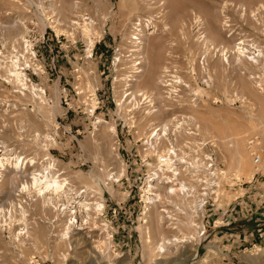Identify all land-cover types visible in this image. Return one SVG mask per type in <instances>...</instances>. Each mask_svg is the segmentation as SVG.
Wrapping results in <instances>:
<instances>
[{"label":"rangeland","instance_id":"obj_1","mask_svg":"<svg viewBox=\"0 0 264 264\" xmlns=\"http://www.w3.org/2000/svg\"><path fill=\"white\" fill-rule=\"evenodd\" d=\"M27 1L0 0V45L9 48L34 25L46 29L45 43L36 44L43 71L34 79L51 102L0 80V141L34 156L37 171L48 156L53 172L85 190L90 209L96 202L105 208L95 223L65 235L67 217L21 195L30 202L23 205L28 236L16 234L24 227L19 210L11 222L0 221V264H264V0ZM138 18L155 24L142 47L129 39ZM237 45L244 47L240 58L250 50L257 55L239 62L232 52ZM222 47L231 50L227 62L219 59ZM136 59L142 72L132 71ZM165 73L181 80L171 91L160 82ZM137 89L153 92L154 105L125 96ZM186 116L199 125L200 138L212 141L225 172L215 205L205 209L201 238L189 215L175 216V205L190 210L191 203L163 201L175 224L160 205L148 204L154 192L165 191L162 183L156 182L158 191L148 186L162 181L154 175L156 155L171 138L181 141L188 125L154 138L155 151L147 136ZM251 135L258 137L257 165L246 149ZM9 178L0 183V202L11 191ZM175 237L157 251L163 239Z\"/></svg>","mask_w":264,"mask_h":264},{"label":"built area","instance_id":"obj_2","mask_svg":"<svg viewBox=\"0 0 264 264\" xmlns=\"http://www.w3.org/2000/svg\"><path fill=\"white\" fill-rule=\"evenodd\" d=\"M150 19H143L141 26L143 29L152 26ZM148 20L149 26L146 23ZM134 22L137 23V21ZM132 25L134 26V24ZM31 28L30 35H26L18 45H12L9 48H6L5 45H0V80L8 86L14 87V92H18L21 95L24 93L29 94L42 103H50L51 100L46 97V89L34 79L35 76L43 71L36 44L38 42L45 43L47 31L44 29V31L39 32L35 25ZM53 35L56 39L58 38L54 33ZM250 52V57L257 55V50H250ZM87 54V57H92L91 48L87 49ZM77 70L75 68L74 72H77ZM186 117H177L176 119L177 123L183 121L182 126L188 125L186 129H183L184 127L181 128L183 129L182 140L179 142L174 136L175 138H171L168 141L165 150L156 155L154 175L158 174L163 177L162 181H159V179L158 181H151L153 185L149 188L156 190L158 188L156 182L162 183L165 186V191L168 193L176 191V198L179 197L181 201L184 200L186 203H191L192 208L190 210H182L179 205H175L174 210L177 212L175 216H179V214L189 215L190 226L201 238L206 235L207 231L204 223L206 217L205 209L207 206L212 207L215 205L220 190V181L225 172L220 169L212 147V141L200 138L198 136V127L189 125V121H184ZM257 138V135H251L246 141V149L252 163L255 165L260 162V154L255 146ZM152 203H157L161 206L160 211L168 219L169 224L176 223L177 217H174L171 209L166 208L163 200L154 195L148 200L149 205ZM96 204H99L100 210L105 208L103 202H96ZM31 259H36V257L33 256Z\"/></svg>","mask_w":264,"mask_h":264},{"label":"bare ground","instance_id":"obj_3","mask_svg":"<svg viewBox=\"0 0 264 264\" xmlns=\"http://www.w3.org/2000/svg\"><path fill=\"white\" fill-rule=\"evenodd\" d=\"M47 1L51 2L52 0H47ZM27 2H30V0H28ZM47 19H49V16H47L43 20H47ZM136 21H137V23L132 22V24H134V26L132 25L133 28H131V34L129 36V39H130V42L132 44H134V45L138 44V46H140L139 43L141 42V38L143 36H146V35L152 33V31L155 28V24H154L153 20L150 19V24L152 26L148 27L147 29H143L141 27L142 26V20L140 18H138ZM72 22L77 23V21H72ZM146 23L148 25L149 20L146 21ZM30 32L31 31L29 30L26 35H30ZM132 35H133V37H131ZM17 40L18 39H15V41L13 43L14 46L18 45L22 39L19 38L20 41L19 40L17 41ZM203 40L205 43L208 44V40L206 38H204ZM140 47H142V45ZM213 47L214 46L212 45V48ZM216 50H218V49H216ZM229 50L227 48H224V47H222L220 49L221 52L219 53V57H220L219 59L221 61H223V58H225V60H226L225 62L228 61L227 53L231 52V50L230 51ZM243 50H244V47L239 46V45H237V47L234 50H232V52L236 54L235 55L236 58L238 57L237 59L239 60V62L243 61V59L247 61V56L250 53V52H247L246 54H244V56L246 58L242 59V58H240L241 57L240 54L243 53ZM259 51L262 55L263 53L261 52V50H259ZM252 57H255V56H252ZM139 62H140V60L136 59L132 63V66H133L132 71L135 73L142 72L141 66L140 67L137 66L139 64ZM168 74L165 73L164 76H162V78L160 79V82L162 85H164L166 87L169 86L167 88V90L171 91V89H173V87H174V83H179V82H181V80H180L179 76L176 77L173 74H170L169 78L165 77ZM134 79L135 78H133V80ZM23 95H29V94L24 93ZM126 95L129 98L131 97L132 99H136V97L138 95H140L139 99L141 100V98H143L142 100H144V103H147L148 105H151V106L154 105V99H153L154 94H153V92H148L145 89H141V90L137 89L136 91H129L127 94H125V96ZM30 97H31V99H35V98H33V96H30ZM21 105H23V107H22L23 109L26 108L25 104H19V106H21ZM150 111H152V112L155 111V108H153V109L149 108L147 110V112H150ZM174 118H175V116L172 117V119H174ZM184 121H187V122L193 121L194 122V119L191 118L190 116H187L186 118H184ZM98 122H102V120H98ZM182 125H183V121L181 123H173V121H171V120L164 122L163 124L159 125L158 127L154 128L150 131L149 135L147 136L148 137L147 140L150 143L151 142L154 143L155 142V141H153L154 138L157 139L161 135L170 134L168 132L169 131L172 132V128H175V129L180 128V127L182 128ZM195 125L197 127H199L198 124H195ZM107 127H108V130L112 131V129H113L112 127H109V126H107ZM1 130L2 129H0V131ZM153 131H154V134H152ZM35 134L39 135L38 132H36ZM174 135H175V133H174ZM152 147H153V150L155 151V143L152 145ZM43 160L44 161L47 160L48 163L45 166H42L39 171H37L36 170L37 168H35L36 167L35 164L37 161H36L34 156H29V157L27 156L26 157L24 155H20L11 147L6 148L5 144L2 143V141H0V183H2L5 180V178L8 176V177H10L8 179V181H9V183H11V186H12V188L10 187L11 191L8 193V198L5 201L0 202V221L3 220L5 222V221H7V219H9V222H11L13 220L12 216H15V211L19 210L18 212L20 213L21 219L20 220L18 219V223H23L24 227L20 228V230L16 234H23L24 236H28V230H27L28 221L26 218L27 216L24 212L25 209L23 208V205L24 206H25V204L28 205V203H30V202L28 201L26 203V200H23L21 195H25V196L30 197L29 198L30 200L32 197H34L33 200H36V198L40 199L42 201V203L49 205L51 208L53 207L54 211H55V209H56V211L58 209L59 213L62 214L61 216L67 217L66 223H68V224L65 227L66 228L65 235L67 232H70V231L73 232L74 229L75 230L80 229V227H83V225H87V224H90L91 222H94L97 214H101V213L103 214V210H100L99 204H95L97 206L94 205L95 207L94 208L92 207L91 209L89 208V206H87L89 203L82 199V196H84V194H85V190H80L79 188H77L75 186L72 187L70 185V183L68 181H66L67 179L65 177H59L61 172H58V173L53 172V170L56 167H55L54 162L51 161L48 156L44 157L41 161H43ZM26 169H29L28 172L26 174H23L22 172ZM13 172L14 173L17 172L18 175L15 177H11V175H12L11 173H13ZM148 186L150 187L151 184L148 183ZM156 191H158V190H156ZM154 195H156L157 197H159L161 200L164 201L165 199H167V200H171L174 198L176 199L177 192L173 191L172 193H168L167 191H163L160 194V191H158V192H154ZM161 195H162V197H161ZM148 199H150V198L148 197ZM153 205H155V204H153V203L150 204V207ZM13 218H15V217H13ZM77 226H80V227H77ZM172 240H178V238L175 237L173 239H170V238L163 239V241L158 243L157 251L161 252V253L164 252L167 249V247L171 244ZM108 242L111 243L110 240H108Z\"/></svg>","mask_w":264,"mask_h":264}]
</instances>
